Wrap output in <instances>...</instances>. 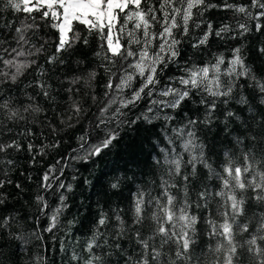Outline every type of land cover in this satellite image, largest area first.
Instances as JSON below:
<instances>
[{"label": "trees", "instance_id": "1", "mask_svg": "<svg viewBox=\"0 0 264 264\" xmlns=\"http://www.w3.org/2000/svg\"><path fill=\"white\" fill-rule=\"evenodd\" d=\"M162 3L163 0H142L140 5L141 10L152 8L150 15L157 17L156 21H150L149 28L148 48L152 54L164 43L159 36L164 23H170L164 16L171 8L161 9ZM206 4L215 7L194 8L187 34L174 32L180 41L179 55L157 74L155 94L151 98L144 95L134 105L124 108L119 117L122 123L117 129V139L100 155L85 159L87 149L81 150L83 142L79 137L85 136L90 146L105 136V126L96 127L100 108L109 98L117 100L104 116L108 121L120 99L132 95V89L119 92L106 87L108 69L122 75L120 69L125 62L114 58L113 66L105 59L111 57L105 35L99 30L89 31L78 22H74L73 30L67 34L70 45L57 52L60 34L58 28L52 26L55 20L42 18V13L17 11L7 0H0V104L9 105L7 109L0 108V145L15 142L13 147L0 151V200L4 201L0 204V264H89L90 261L91 264H134L144 251L137 233L160 252L155 261L149 256V264H173L174 261L176 264H225L227 241L219 234L221 230L214 233V228L225 222L224 213L231 212L227 195L233 193L223 186L224 169L229 161L242 166L248 154L254 171L244 178L251 181L253 175L264 171L261 93L251 76L237 78L229 76L228 72L234 50L238 48L256 81L264 80V52L261 51L264 49V16L259 15L264 9L253 7L252 0H206ZM184 6L186 4H175V7ZM241 6L246 8L245 13L236 11ZM135 10L130 6L127 11ZM134 24L135 21L125 18L123 31L118 32L114 27L112 34L119 37L122 45L130 39H140L139 45L127 44L128 48L139 52L145 38L142 29L134 30ZM197 24L200 26L196 27ZM208 24L213 26L212 33L207 42L200 45ZM242 24L247 31L241 29ZM258 25L262 27L258 29ZM225 26L227 31L216 35ZM17 28L22 32L17 33ZM20 35L26 42L19 40ZM13 49L24 55L17 57ZM14 57L16 63L29 65L15 82L10 78L16 72L15 66L4 63ZM53 57L55 59H51ZM218 58L224 61L219 71H210L205 85L192 89L190 98L181 107L171 109L156 105L147 113L153 100L169 99L160 95L166 87H184L179 84V78L186 77L188 70L211 67ZM136 59L129 58L128 63H135ZM242 70L237 66V72ZM93 72L94 78L90 75ZM214 75L224 83L235 81L230 99L210 97L204 90L206 85L210 86ZM118 76L113 77L115 83H119ZM142 82L143 77L135 76L132 87L139 88ZM241 96L247 99V104L238 103ZM201 99L216 100L217 107L210 116ZM225 99L227 103L223 102ZM74 105L79 106V112L74 110ZM12 112L16 115L10 118ZM229 112L234 115L228 116ZM145 113L151 122L143 118ZM189 120L198 121L188 131L194 130L195 142L203 146L204 162H193L195 169L189 161L193 155L199 156V149L184 152L181 146L188 136L186 132L181 136L174 131L184 128ZM107 127L115 128L116 121L112 120ZM173 145L175 153L171 152ZM162 150L169 151V159L182 154L179 175L171 166L173 174L169 176L170 166L164 163ZM46 174L47 180L44 179ZM164 180L175 185L169 189V194L176 197L177 218L175 227L163 220L161 223L170 231L180 233L183 222L178 216L184 205L188 214L196 217L194 231L186 229L192 240L190 249L180 260L176 256V238L164 243L166 237L157 232L158 223L153 219L154 214L164 215L156 203L157 198L167 203L163 196ZM113 184L117 187L113 188ZM222 191L225 196L216 195ZM140 193H144L145 202L141 220L136 223L135 207ZM236 194L240 198L239 189ZM258 195L264 196V191L248 188L243 192V212L233 225L236 252L232 255V264H264V240L260 239L264 236L260 228L264 223V200L257 199ZM61 196L65 197L62 208ZM37 197L43 200L38 201ZM58 208L61 211L55 226L47 230ZM102 216L106 222L99 225ZM244 225L247 231L240 230ZM253 237L257 238L256 244H248ZM89 244L93 245L91 249ZM220 245L225 248L217 251Z\"/></svg>", "mask_w": 264, "mask_h": 264}, {"label": "snow or ice", "instance_id": "2", "mask_svg": "<svg viewBox=\"0 0 264 264\" xmlns=\"http://www.w3.org/2000/svg\"><path fill=\"white\" fill-rule=\"evenodd\" d=\"M7 3L12 8L17 11L23 10L26 13H42V18L44 19H53L56 21L53 24V27L58 28L60 38L59 43L56 47V51L60 52L65 47L70 45V40L67 36L69 32L73 30L74 22H78L79 24L85 25L89 31L99 30L101 33L105 35L107 40V49L111 53V57H105V59H109L113 66L116 64V60L114 58L119 57L125 63L121 65V71H123L122 75L118 76L116 71H112L111 68L109 71V82L107 84V88L109 90H118L119 92H123L124 89H132V95L129 98H121L119 101V106L115 108L112 113V117L108 120H104V116L107 112H109L113 105L117 104V100L115 98H109L107 103L100 108V117L99 123L96 127L105 126V136L102 140H100L96 144H91L89 146V142L85 139V136L79 137V140L83 143L81 144V150L86 151V156L83 158H88L91 156H98L101 152L108 148L114 140L119 136V131L117 130L122 121L119 119L120 116L123 115V109L129 107L130 105H134L139 100L143 98L144 95L148 97H152L154 93V87L158 83L156 79L157 74L162 72L164 68L167 67L168 62L172 61L175 57L179 55L178 44L180 41L176 39L174 32L176 34H187L189 31V22L193 18V9L203 6L207 7H215V5L206 4V0H163L161 4V9H164L165 6L171 8V12H165L164 19L165 21H170V23L166 22L163 25V31L159 33V36L164 39V43H161L159 46V51L154 54L149 51V44L151 41L148 39L149 36V28L150 21H156L157 17L155 15H150L153 12L152 8H148L146 11L140 9V5L142 0H7ZM176 3L186 4L184 7H175ZM130 6L135 7V11H127ZM226 7H232L231 5H225ZM253 7H259L264 9V2L261 0H252ZM236 11L240 13H245L246 8L241 6L236 9ZM124 15L121 16L120 14ZM260 16H264V11L259 13ZM125 18L127 21H135L134 30L142 29L144 36V47L139 50V52L131 50L127 47V44H136L139 45L141 43L140 39L133 38L126 42L125 45L120 43L119 37L113 36V28L116 27L118 32L123 31V23L125 22ZM119 21V24L117 23ZM200 25L197 24L196 27ZM26 27H31V25H27ZM212 25L208 24V31L204 33V36L199 40V44L203 45L207 42L209 35L212 33ZM241 29L247 31L246 25H240ZM260 25L257 26L259 29ZM17 33H21L22 29L17 28ZM227 31V26L220 29L219 32H216V35H220L221 32ZM133 33H129L131 37ZM20 41H25V37L20 35ZM85 43L87 41L85 40ZM40 51V49H37ZM264 52V49H261ZM15 55L17 57L23 56V52H17L13 49ZM165 53H167L165 55ZM137 57L135 63H128L129 58ZM55 59V57L51 58ZM4 63L8 66H15L16 72L11 75V80L15 82L17 77L22 74L23 70L28 68V64L24 63H16L15 57L13 60L4 61ZM224 63L222 58H218L216 64L211 67L205 66L202 68H194L187 71L186 77L182 76L179 78V84L184 87H166L160 95L164 97H169L167 100L157 101L153 100L152 104L147 109V113H151L153 111L154 106L160 105L162 108H171L177 109L181 107L183 103H185L192 94V89H199L201 85H205V81L208 79V74L210 71L213 73L219 71L220 64ZM230 69L228 72L229 76L235 75L237 78L240 76H251L253 81L261 93L260 103L264 104V80L256 81V78L252 76L251 70L247 68L244 64L243 58L240 56V49L234 50V57L230 61ZM237 66L243 69L240 72H237ZM131 70V71H130ZM3 75H7L4 73ZM93 78L95 77V73L90 74ZM119 79V83H115L113 77H117ZM135 76L143 77V82L140 84L139 88H133L132 82ZM209 85L205 86V91L208 93L210 97H226L230 99L232 97L234 88L236 87L235 81H229L227 83L222 82L218 76H213L212 80L209 81ZM106 96H109V93H105ZM228 99H225L223 102L227 103ZM247 99L243 96L240 97L238 103L247 104ZM201 103L205 105V107L209 110V116L211 112L215 110L217 107L216 100H207L201 99ZM9 107L7 102L0 104V108L7 109ZM27 110V109H26ZM74 110L79 112V106L74 105ZM36 111H39L37 108ZM147 113L143 114V118L151 122V119L147 115ZM16 115L15 112H12L11 117ZM228 116H233L234 113L229 112ZM137 119H140L138 117ZM165 119H171V117H165ZM207 119V118H206ZM239 119V117H237ZM112 120L116 121L115 128H108L107 125L112 122ZM135 123V121H132ZM198 121L189 120L188 125H185L182 129H175L179 135L183 136L186 132L188 139L184 141L182 144V148L184 152L191 153L195 149H199V156L193 155L189 163L199 162L203 163V146L199 145L195 142V132L194 130L188 131L190 127H193ZM239 139H237V143H239ZM169 143L173 142L169 140ZM15 142L12 145H0V151L6 150L8 147H13ZM165 154L164 163L170 166L169 176L173 173L171 171V166H174V173L176 175L180 174L182 167V154H177L175 158L169 159V151L162 150ZM172 153H175V146L173 145L171 149ZM227 156L228 154L225 153ZM251 157L248 154L244 156V164L242 166H236L233 162L229 161V166H226L224 169V173L226 176L222 177L223 186L225 189L229 190L233 194L227 195V201H230L231 212H225L224 215L226 217L225 222L218 226V228H214V233L217 230L219 234L225 238L227 241V257L225 259V264H232V255L236 252V246L234 244V230L233 225L236 224V217L243 212V192L248 188H253L255 190L264 191V171H260L253 175V179L251 181L245 179V174H249L253 172V166L250 163ZM206 167H210L205 164ZM193 168L195 169V163H193ZM257 177L259 178L257 181ZM45 180L48 179L47 174L44 177ZM187 177H185V180ZM163 186V196L166 197L167 203L166 205L162 203L160 198L156 199V203L159 206L160 211L164 214L163 216L154 214L153 219H155L158 223L157 232L162 236L166 237L164 243H168L173 238H176V243L178 245V249L176 252L177 260L183 259L190 249V245L192 243L189 232L186 229H192L194 231L193 226L196 223V217L190 216L186 211L187 205L182 206L179 209L178 219L183 222L180 233H176L175 231H170V229L164 226V223L172 224L175 227L174 221L176 217V211L174 209V205L176 202V197L169 194V189L171 187H175V185H169L166 180L162 181ZM19 187V186H18ZM46 187H51V185H46ZM64 187V185H61ZM70 188V185L68 186ZM113 188L117 187L116 184L112 185ZM240 190V198L237 197L236 190ZM203 195V194H202ZM216 195L225 196V192L216 193ZM257 199L264 200V196H257ZM38 201H42L43 197H37ZM62 202L61 208L63 205V201L65 200L64 196L60 197ZM4 201L0 200V204ZM144 193H140L136 200V223H139L141 220V212L142 205L144 204ZM61 208H58L56 212L51 217V227L55 226V223L58 219L59 212ZM119 219V217H117ZM161 220L164 223H161ZM7 222V218H5V223ZM106 222L105 217H101L98 221L99 225H104ZM239 227V225H237ZM260 228L264 230V223L260 225ZM241 231H247V225H244ZM137 239L143 248V252L141 253V259L139 261H135L134 264H149V256L153 261L157 260L160 256V252L157 251L154 247H151L147 240H144L139 233H137ZM261 240H264V236L260 237ZM257 242V238L253 237L248 241V244L254 245ZM92 244H89V249L92 248ZM151 247V252L149 249ZM225 248L224 245H220L217 248V251ZM91 264V261L89 262ZM173 264H176L174 261Z\"/></svg>", "mask_w": 264, "mask_h": 264}, {"label": "rangeland", "instance_id": "3", "mask_svg": "<svg viewBox=\"0 0 264 264\" xmlns=\"http://www.w3.org/2000/svg\"><path fill=\"white\" fill-rule=\"evenodd\" d=\"M15 68V67H14Z\"/></svg>", "mask_w": 264, "mask_h": 264}]
</instances>
